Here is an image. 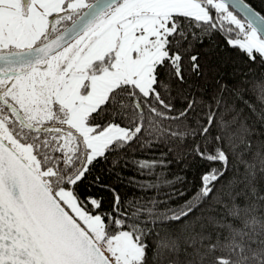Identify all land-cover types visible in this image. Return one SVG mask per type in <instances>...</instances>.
Masks as SVG:
<instances>
[{"label":"snow or ice","instance_id":"obj_1","mask_svg":"<svg viewBox=\"0 0 264 264\" xmlns=\"http://www.w3.org/2000/svg\"><path fill=\"white\" fill-rule=\"evenodd\" d=\"M0 264H264V0H0Z\"/></svg>","mask_w":264,"mask_h":264},{"label":"trees","instance_id":"obj_2","mask_svg":"<svg viewBox=\"0 0 264 264\" xmlns=\"http://www.w3.org/2000/svg\"><path fill=\"white\" fill-rule=\"evenodd\" d=\"M252 2L254 4H256L257 7L260 6V0H252ZM155 155L159 156V153H155ZM137 158H139V157H137ZM170 171L178 172V169L175 166H173L170 169ZM124 175L125 176H135V171H134V169H132L131 165H129L128 169H126L124 171ZM189 179H190V177H189ZM117 190L121 193L122 196L125 195L128 192V188L126 186H120V187H118Z\"/></svg>","mask_w":264,"mask_h":264}]
</instances>
